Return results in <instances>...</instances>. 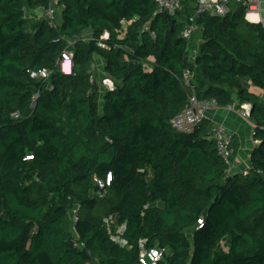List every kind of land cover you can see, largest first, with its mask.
<instances>
[{"label": "trees", "instance_id": "trees-1", "mask_svg": "<svg viewBox=\"0 0 264 264\" xmlns=\"http://www.w3.org/2000/svg\"><path fill=\"white\" fill-rule=\"evenodd\" d=\"M57 4L52 26L26 13L48 1L0 0V264H140L143 247L158 264H264V25L236 2L224 16L194 0ZM194 95L251 103L248 174L228 172L209 117L174 128Z\"/></svg>", "mask_w": 264, "mask_h": 264}, {"label": "built area", "instance_id": "built-area-1", "mask_svg": "<svg viewBox=\"0 0 264 264\" xmlns=\"http://www.w3.org/2000/svg\"><path fill=\"white\" fill-rule=\"evenodd\" d=\"M49 2V6L39 7L37 9L27 10V15L29 13L30 17L47 18L48 22L52 26L57 25V18L59 16V6L58 0H46ZM184 0H156L158 7L161 11H167L171 14L176 13L182 8ZM264 0H194L196 7L195 16L201 13H210L213 15H226L231 9V3L236 2L245 6V19L251 23H259L264 25V19L262 18V2ZM191 21H194V17H191ZM196 25L191 23L187 26L184 31V36L188 39L192 38L194 31L196 30ZM108 32H105L107 35ZM65 64L72 63V53L66 52L63 54ZM72 65V64H71ZM97 66V64H96ZM30 75L32 78L47 79L50 76V71L46 68H41L37 70H31ZM191 72L187 71L184 73L186 83H189V77ZM103 85L108 88H114L113 80L105 75L102 81ZM38 93H35L33 98L34 102L38 97ZM33 102V103H34ZM238 103L229 104L227 107L230 111L237 113L241 118L248 122L250 120L252 105L249 102H244L238 107ZM223 106L219 105L215 99L211 100H199L195 95L191 96L190 103L173 118V126L175 129L181 132H192L194 131L204 120L208 117L210 110L218 109ZM14 116H19L18 112L13 113ZM213 137L217 144V149L220 155L224 158L226 163L229 165L228 172L231 173L230 167L233 163L234 157V147L232 146L233 134L230 129L223 123H215L213 127ZM251 169L250 165H247L243 169L244 174H248ZM112 179V174H109L107 181L104 182L102 179H97L100 187H105L106 184H110ZM76 218V216H74ZM201 222V220H200ZM80 243L75 241L74 245L78 246ZM83 245V244H82ZM164 256V250L160 247L142 248L140 254V264H158Z\"/></svg>", "mask_w": 264, "mask_h": 264}, {"label": "crops", "instance_id": "crops-1", "mask_svg": "<svg viewBox=\"0 0 264 264\" xmlns=\"http://www.w3.org/2000/svg\"><path fill=\"white\" fill-rule=\"evenodd\" d=\"M208 117L212 120L213 124H225L232 134L235 135V141L239 144V147L234 156L230 171L234 173L242 172L247 165H250L251 151L259 142L254 138L253 122L250 123L244 120L237 113L230 111L227 107L210 110Z\"/></svg>", "mask_w": 264, "mask_h": 264}, {"label": "rangeland", "instance_id": "rangeland-1", "mask_svg": "<svg viewBox=\"0 0 264 264\" xmlns=\"http://www.w3.org/2000/svg\"><path fill=\"white\" fill-rule=\"evenodd\" d=\"M262 8H264V1L262 2ZM28 16H29V13H28ZM262 18L264 19V10L262 11ZM88 33L89 32H86L85 35H88ZM199 38H200V32L196 31L193 34V40H197L198 39L197 41H199ZM100 64H102V63H100ZM100 64H98V65H100ZM65 72H67V71H65ZM104 76H105V73L101 70V65H100V80L103 81ZM250 88L252 89L253 86H251ZM253 89L256 90L257 92H259V90L257 88L256 89L253 88ZM123 230H124V226L118 228L117 233L113 235V238L118 240L119 242H123V240L121 238V234L123 233Z\"/></svg>", "mask_w": 264, "mask_h": 264}, {"label": "clouds", "instance_id": "clouds-1", "mask_svg": "<svg viewBox=\"0 0 264 264\" xmlns=\"http://www.w3.org/2000/svg\"><path fill=\"white\" fill-rule=\"evenodd\" d=\"M71 65V64H70Z\"/></svg>", "mask_w": 264, "mask_h": 264}]
</instances>
